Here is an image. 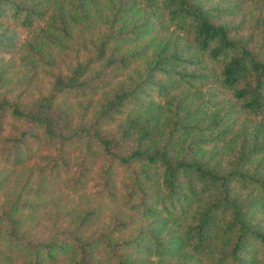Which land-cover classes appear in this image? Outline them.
<instances>
[{
	"label": "trees",
	"instance_id": "obj_1",
	"mask_svg": "<svg viewBox=\"0 0 264 264\" xmlns=\"http://www.w3.org/2000/svg\"><path fill=\"white\" fill-rule=\"evenodd\" d=\"M105 4L114 24H134L59 71L49 93L10 95L3 86L53 66ZM151 29L131 53L143 69L111 88L134 58L109 43ZM99 92L91 122L76 124L68 103ZM7 113L23 124L3 136ZM0 136V264H264V0H0ZM59 186H92L95 202L33 237ZM105 207L134 219L96 228Z\"/></svg>",
	"mask_w": 264,
	"mask_h": 264
},
{
	"label": "rangeland",
	"instance_id": "obj_2",
	"mask_svg": "<svg viewBox=\"0 0 264 264\" xmlns=\"http://www.w3.org/2000/svg\"><path fill=\"white\" fill-rule=\"evenodd\" d=\"M112 9L113 8H110V6L106 4L101 6L99 11L92 13L86 22L75 28L68 47L61 51H55V64L53 66L40 67L34 75L28 74L24 76L22 73H19L17 76H14L12 80H10V83L3 87L8 89V91H11L10 95L12 97L22 94L23 97L21 100L24 102L32 101L41 94L49 93L54 76L59 71H67L75 66L78 61H87L90 57L95 56L101 42L110 34L111 31H113V29L119 30L125 26L130 27L134 24L135 17L130 15H127L121 21L114 24L112 19ZM172 28L173 26L171 25L170 29ZM153 35L154 33L151 29V31L139 37L137 40H127L121 42L111 41V43H109V50L118 46L120 52L130 56L132 55L131 58H134V61L132 60L131 63L132 66L128 69L129 72L124 71L117 77L111 79V88L125 81L129 74L132 73L133 75L138 70L143 69V63L144 60H146V57L141 61L139 56L131 53H137L143 49L149 43L151 38L154 37ZM150 50L151 49H149V54H151ZM17 78H20L21 80H17ZM104 93L106 92H99L89 98L73 100L68 103L67 107L70 108L72 118L76 124H86L91 122V117L94 115ZM127 108L131 110L130 107ZM126 110L127 109L124 108L123 111L118 114V120L123 117ZM4 124L5 126L1 135L10 136L11 134H14V128L20 127L23 123L15 120L11 115H9V113H7ZM34 162L35 161L27 164L28 166L23 170L32 168L34 166ZM1 165L2 162L0 161V166ZM23 170L18 169L11 174L8 182V188H6V190H15V193L20 190L21 185L25 181V176L23 178L21 177V174H24ZM27 173L28 172H26L25 175H27ZM17 181L18 183L16 184ZM93 190L94 189L91 186L84 192L72 194L59 186L56 193L53 194L51 198L44 200V208H42L31 224L33 229L32 236L44 238L53 229L62 228L67 223L68 217L66 212L68 213L70 210L69 208H84L87 206L86 204L95 202ZM4 198L5 193L3 190L0 191V203L5 200ZM113 215H117L119 219L127 221L130 220V218H133L132 214L125 213L123 210L113 207H105L103 208L102 220L96 225V228L102 227L110 222ZM136 223H138V220H136L133 224L134 226H127L123 234H131L137 226Z\"/></svg>",
	"mask_w": 264,
	"mask_h": 264
}]
</instances>
